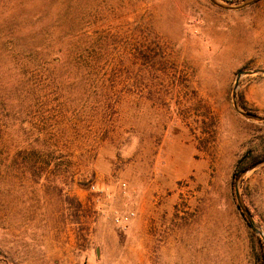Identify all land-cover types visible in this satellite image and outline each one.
I'll list each match as a JSON object with an SVG mask.
<instances>
[{
  "label": "rangeland",
  "instance_id": "obj_1",
  "mask_svg": "<svg viewBox=\"0 0 264 264\" xmlns=\"http://www.w3.org/2000/svg\"><path fill=\"white\" fill-rule=\"evenodd\" d=\"M247 1L0 0V264H264Z\"/></svg>",
  "mask_w": 264,
  "mask_h": 264
},
{
  "label": "water",
  "instance_id": "obj_2",
  "mask_svg": "<svg viewBox=\"0 0 264 264\" xmlns=\"http://www.w3.org/2000/svg\"><path fill=\"white\" fill-rule=\"evenodd\" d=\"M257 0H249L239 6H235V7H228V6H223V5H220L217 3V5H219L220 7L224 8V9H228V10H238V9H242L244 7H247L253 3H255ZM252 74H264V70L263 69H258V70H254V71H241L239 74H238V79H237V84L236 86L238 87L239 85V82H240V79L241 77L243 76H246V75H252ZM235 108L236 110L245 118L247 119H250V120H254V121H258V122H264V117L260 116V115H257L255 113H250V112H243L240 110L239 108V104L238 102H235ZM264 164V161L260 162V163H257L256 165H254L253 167H251L249 170H252L254 168H256L257 166L259 165H262ZM247 171H245L242 175H244ZM241 175V176H242ZM236 195H237V202H238V205L239 207L241 208L242 212L244 213L245 217L247 218L248 222L250 223L252 229L254 230V232H256L257 234H260L263 236L262 232L258 229L254 219H253V216L250 212V210L247 208V206L245 205L244 203V200L242 198V195L240 194L239 192V188L237 187L236 189Z\"/></svg>",
  "mask_w": 264,
  "mask_h": 264
},
{
  "label": "trees",
  "instance_id": "obj_3",
  "mask_svg": "<svg viewBox=\"0 0 264 264\" xmlns=\"http://www.w3.org/2000/svg\"><path fill=\"white\" fill-rule=\"evenodd\" d=\"M260 162V160L259 161H254L253 163H252V165H255V164H257V163H259ZM239 170H240V172H243V171H245V170H247V168H245V167H243L242 166V164H240L239 165ZM239 172V171H238ZM240 209V208H239ZM250 210V209H249ZM242 212V211H241ZM250 212H251V210H250ZM243 214V216H244V213H242Z\"/></svg>",
  "mask_w": 264,
  "mask_h": 264
},
{
  "label": "built area",
  "instance_id": "obj_4",
  "mask_svg": "<svg viewBox=\"0 0 264 264\" xmlns=\"http://www.w3.org/2000/svg\"><path fill=\"white\" fill-rule=\"evenodd\" d=\"M127 221H129V217H123V218L116 219L117 223H122V222H127Z\"/></svg>",
  "mask_w": 264,
  "mask_h": 264
}]
</instances>
